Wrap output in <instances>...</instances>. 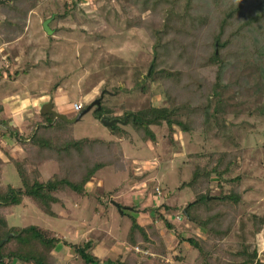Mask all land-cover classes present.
Listing matches in <instances>:
<instances>
[{
	"label": "rangeland",
	"instance_id": "rangeland-1",
	"mask_svg": "<svg viewBox=\"0 0 264 264\" xmlns=\"http://www.w3.org/2000/svg\"><path fill=\"white\" fill-rule=\"evenodd\" d=\"M176 1L180 8L187 0ZM217 3L215 0L194 1L199 8L197 11L209 17V24L193 38V47L188 53H183L176 49L174 40L190 43L189 36L184 37L181 32L186 28L181 23L168 21L161 7L150 10L141 0H30L18 3L17 12L8 13L4 7L13 6L14 1L0 0V75L11 74L27 85L37 83L39 88L34 85L33 89L43 90V110L68 120L75 119L101 95L105 105L112 107L118 117L125 111H137L149 104L167 107V93L178 91L171 83L149 84L146 94L134 88L135 76L140 72L146 74L154 60L156 31L170 23L171 32L164 36L163 43L172 44L169 43L160 61L164 66L185 73L178 92L179 98L184 100L199 88L209 90L216 77L217 68L207 65L205 60L211 53L212 34L218 29V20L225 9L244 3L241 13L227 27L226 39L250 16L264 13V0H225L218 6ZM231 16L232 13L228 15ZM6 21L18 24L19 29L7 30ZM186 30L190 32L188 27ZM228 52L224 74L227 81L240 79L247 91L252 89L254 99L260 96L264 89V20L241 36H235ZM4 80L13 82L6 77ZM121 84L122 89H118ZM3 88L4 85L0 95ZM105 93L110 94V98L104 97ZM75 104H82L83 110L76 112ZM35 119L38 116L22 123L24 134L31 133ZM228 120L234 123L230 133L227 132L229 136L224 131L220 139L202 131L185 133L175 128L171 132L163 125L152 128L155 141L144 142L131 126L121 125L129 137L119 140L120 147L88 152L87 157L92 161L111 159L113 163L96 174L84 196L65 192L61 196L62 203L52 206L57 217L47 216L27 198L22 205L8 210V224L11 227L39 226L73 244L92 240L97 246L94 254L102 261L128 259L131 263L153 264L145 257L159 256L139 246L130 247L127 236L133 219L147 227L154 223V212L149 210L165 204L171 210L160 209L161 213L175 229H167L162 221L155 223L168 249L164 264H198V253L178 237V233L185 239L208 236L183 214L187 204L195 199L192 190L183 187L192 177L191 154L227 150L237 153L238 164L231 176L242 178L240 186L235 188L242 196L239 215L264 216V119L245 112L239 119L230 116ZM242 121L243 127L233 128ZM65 122L72 125L71 135L75 139L102 137L110 141L112 138L95 117V108L77 123ZM3 139V147L0 145V156L5 162L2 185L21 188L22 178L8 157L15 149L14 141L10 137L0 141ZM16 147V161H22L27 154ZM60 170L56 161L39 167L25 166L31 182H45ZM217 181L216 178L211 181V196L219 194ZM231 189L233 186L225 184L226 191ZM250 242L258 248L260 259L264 261V229L254 239L250 238ZM235 245L234 234L222 243L224 249H233ZM54 263L83 264L74 250L65 246L54 252ZM13 264L22 263L13 261Z\"/></svg>",
	"mask_w": 264,
	"mask_h": 264
},
{
	"label": "trees",
	"instance_id": "trees-1",
	"mask_svg": "<svg viewBox=\"0 0 264 264\" xmlns=\"http://www.w3.org/2000/svg\"><path fill=\"white\" fill-rule=\"evenodd\" d=\"M13 1V6H3L6 13L8 11L17 12L18 8L15 6L18 3L30 0ZM141 1L153 11L161 7L168 21L181 23L186 29L188 27L190 32L184 28L181 32L184 37L189 36L190 43L174 40L179 52L188 53V50L193 47V38H196L198 33L209 24V17L197 11L199 8L194 5L195 0H187L180 8H177L179 5L176 0ZM215 1L218 2V6L222 5L221 3L225 0ZM243 7L244 3L238 6L232 4L229 10L225 9L226 12L221 14L218 20V29L215 34H212L211 53L205 61L210 67L217 68V72L209 90L199 88L184 100L179 98L178 92L185 73L164 66L163 61H160L170 43H163L164 36H168L171 32L170 23L163 30L155 32L154 60L146 74L140 72L138 77L135 76L134 88L146 94L150 87L149 84L160 81L164 84L171 83L178 91L174 94L167 93L169 103L167 107L158 108L149 104L137 111H125L119 117L114 115L112 107L105 105L103 98L101 100L102 109L98 111L95 107V117L100 121L103 117L111 121L117 120L116 125L107 128L112 137L110 141L102 137L75 139L71 135L72 125L48 111L40 113L38 119L32 122L34 123L33 130L29 134L20 132L18 128L10 125L9 120L0 117L2 124L0 137H10L15 145L27 154L22 161H16L8 153L10 161L22 178L21 188L2 185L5 162L0 159V243L8 235L14 234V237L0 247V264H13V261L22 264H55L54 252L60 246L73 249L83 264H138V261L131 263L128 259L102 261L94 254L97 246L92 240L73 244L39 226L11 227L8 224L7 212L11 208L22 205L24 200L29 198L47 216L57 217L52 206L62 203L61 196L65 192L84 196L87 193L88 184L96 174L113 163L111 159L92 161L87 155L88 152L97 148L111 151L114 146L120 147L119 140L129 137V133L121 125L131 126L144 142L155 141L156 136L152 128L163 125H166L171 132H174L175 128L185 133L202 131L206 135L211 134L220 139L225 134L229 136L227 132L230 133V127L234 124L228 120L230 116L239 119L245 112H248L250 116H260L264 119V89L260 92L261 95L254 99L251 94L252 89L249 88L247 91L248 88L241 83L240 79H237L238 82L232 80L231 83L224 75L228 64L226 56L230 54L228 49L233 38L241 36L244 31L252 29L264 20V13L250 16L230 35L229 39H226L227 27L231 24V20L241 13ZM230 13L232 16L229 18ZM4 26L9 31L19 29L18 24L9 21H6ZM5 77L16 81V77L5 74L0 75V83ZM122 87L121 84L118 89ZM109 96L108 93L104 94L106 98H110ZM2 112L3 107L0 106V115ZM243 126L244 121L234 125L233 128L240 129ZM230 140L233 139L230 138ZM190 158L193 169L192 177L189 182L183 184V187L191 189L195 199L187 204L186 216L192 224L205 230L208 236L205 239L198 236L185 239L178 233L180 242L188 243L198 253V264H264V261L260 259L258 248L250 242V238L254 239L263 231L264 216L251 215L247 218L239 215L242 196L235 188L240 186L242 178L231 176L238 164V154L227 150L205 154L195 153L191 154ZM203 160L206 162H202ZM48 161H56L60 165V173L45 182H31L25 166L33 164L39 167ZM213 178L218 180L219 194L217 196L210 194ZM225 184L233 186V189L226 191ZM160 209L171 210L165 204L159 209L149 210L154 212V223L147 227L141 226L136 219H133L127 236L130 247L139 246L159 256L157 258L145 257L147 262L151 261L153 264H164L163 258L168 255L161 231L157 229L155 223L162 221L167 229H175ZM232 234L236 238L235 247L224 249L222 243Z\"/></svg>",
	"mask_w": 264,
	"mask_h": 264
},
{
	"label": "crops",
	"instance_id": "crops-1",
	"mask_svg": "<svg viewBox=\"0 0 264 264\" xmlns=\"http://www.w3.org/2000/svg\"><path fill=\"white\" fill-rule=\"evenodd\" d=\"M18 80L19 78L13 82L8 81L9 83H5L6 80H3L0 83V90L1 86L4 85L1 92L2 94L0 95V106L3 107V112L1 113L3 119L9 120L10 125L14 128H17L16 126L19 125L20 132H22V123L26 122L27 119L31 117L38 116L40 113L45 112L43 110L45 104L44 97L41 96L43 90L40 92V89H38V91H34L33 89L34 85L35 88H39L36 82V84L27 85ZM3 142L4 139L0 141L2 147ZM13 146L15 149L13 153H11V156L16 159V156H18V149L15 143ZM0 159H2L1 156Z\"/></svg>",
	"mask_w": 264,
	"mask_h": 264
},
{
	"label": "water",
	"instance_id": "water-1",
	"mask_svg": "<svg viewBox=\"0 0 264 264\" xmlns=\"http://www.w3.org/2000/svg\"><path fill=\"white\" fill-rule=\"evenodd\" d=\"M103 99V95H101V97L99 99H97L96 101H94L90 106H88L84 111H82L81 113H79L75 119L73 120H68L65 116H62V115H58L56 114L55 112H52V111H49L50 113L56 115H58L59 118L67 121V122H70V123H77L79 121L82 120V118L88 114L92 109H94L95 107L97 108L98 111H100L102 108H101V100ZM101 123L106 127V128H112L114 125L117 124V120H109L108 118L106 117H103L101 119ZM0 127H2V124L0 123ZM183 214L186 215L187 214V209H184L183 210ZM14 237V234H10L8 235L1 243H0V247H2L10 238Z\"/></svg>",
	"mask_w": 264,
	"mask_h": 264
},
{
	"label": "built area",
	"instance_id": "built-area-1",
	"mask_svg": "<svg viewBox=\"0 0 264 264\" xmlns=\"http://www.w3.org/2000/svg\"><path fill=\"white\" fill-rule=\"evenodd\" d=\"M74 110H75L76 112H80V111H82V110H83V105H82V104H75V105H74Z\"/></svg>",
	"mask_w": 264,
	"mask_h": 264
}]
</instances>
